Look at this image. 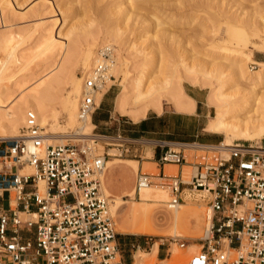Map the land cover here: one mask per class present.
Returning <instances> with one entry per match:
<instances>
[{
  "label": "built area",
  "instance_id": "1",
  "mask_svg": "<svg viewBox=\"0 0 264 264\" xmlns=\"http://www.w3.org/2000/svg\"><path fill=\"white\" fill-rule=\"evenodd\" d=\"M114 53L113 45H105L84 78L81 119L94 118L100 107L97 93L111 77ZM45 140L32 110L22 136L1 139L0 264H126V242L117 230L103 175L108 159L142 157L146 146L159 148V153L153 150L157 171L141 165L133 198L140 199L142 189L158 186L169 193L168 210L180 209L191 194L204 211L197 248L178 264H264V148L221 141L176 148L130 135L120 126L113 135L94 133L76 144ZM102 141L107 149L101 152ZM168 164L177 165V172L169 171ZM174 242L181 249L189 246L181 235Z\"/></svg>",
  "mask_w": 264,
  "mask_h": 264
},
{
  "label": "rangeland",
  "instance_id": "2",
  "mask_svg": "<svg viewBox=\"0 0 264 264\" xmlns=\"http://www.w3.org/2000/svg\"><path fill=\"white\" fill-rule=\"evenodd\" d=\"M83 1L80 0V3L75 4L77 7H80L81 4L89 5L90 3L88 0H86L87 2H85V0ZM168 1L170 0H166L165 3ZM172 1L175 3L173 4ZM172 1L171 3L173 5L170 4L171 6H162V4H159V8L161 6V12L163 11L165 13V21H163L160 25L155 23L150 24L143 21V15L148 14L149 12L151 13L152 8H149V6H143L140 10H138L141 14L140 17L136 20L132 19L125 25H110L101 22V20H99L100 22L95 23V28L100 30H106V28L108 29L109 27L115 28L117 26L118 28L116 27V29H121V31H123L126 41V45L122 50V59L124 60L123 71L119 75V78H114L115 82H111V84L114 85L106 94L105 99L95 112L93 121L94 125L91 128L90 134L86 137L67 136L65 138V142L63 141L64 143L57 138L52 137L56 140L51 139V143H81L89 138L92 133L113 135L116 133L119 126L127 133L124 125L126 124V126H129V121L132 123L134 121L128 116L118 112L116 109V98L125 90L134 88V82L143 71L142 63L146 55L151 59H155L159 65V69L158 71L155 69L146 70L145 78L154 76L160 77L161 79H169L171 80V85L175 89L178 80H180V78H185L183 81L185 92L188 91V93L194 97L204 100V104L202 105L203 107L200 109L201 115L193 116H179L177 113H173V110H175L173 105L168 100H164L163 106L166 110L165 127L163 128L161 126V132L154 134V137L152 136L148 138L156 139L161 136L166 140L188 143L202 141L200 138H196L192 134L196 133L197 130L201 129V127H205L211 117L216 115V108L213 105L209 104V106L206 103V96H209L211 89L209 87H205L203 88L205 90H202L200 89L202 87L192 84L191 77L186 74V71L180 68L179 62L185 59L187 63L193 66L195 71L199 72V76L209 73L208 77H212V75H215L216 73H223L224 76H230L233 62L232 59L229 58L232 54H230L231 52L227 50L228 47L244 51L252 49L253 58L256 61H264V51L258 50L256 47L260 42L264 44V40H262L263 38L259 36L261 35L260 31L263 26L262 19L264 18V0H248L242 7H239V5L236 4V0ZM96 3L94 6L97 8H93L96 12L91 10V13H93L92 15H95L98 7L100 8L103 4ZM32 5H38V7L36 6L34 8ZM229 8L235 10L240 18H243L244 20V26H239L238 29L247 33H253V35L249 36L250 40H248V42L245 43L243 41H239L238 39L230 37L227 33V19L224 15L220 14V11L221 9ZM248 12L255 13L254 20L250 19ZM50 13L51 7L49 0H0V58L4 57V59L10 62L12 57L19 56L20 54L29 56L30 59L27 60L28 62L25 61L26 63L23 62V64H21L22 76L20 77L22 79L32 77L38 78L40 75L47 73L46 78L49 80V87L46 93H49L52 104L57 111L61 113L62 98L70 89V86L67 83L69 73H64L63 71V61L65 60H63V55H65L64 45H66L69 41H63L53 35L55 32V24L51 21L52 15ZM98 14L99 10L96 14L99 17ZM89 15L91 16V14ZM89 15H86L85 18L83 13H79L75 20L77 23L85 22L86 19L90 17ZM165 15H169V17L166 18ZM92 17L94 18V16ZM71 26V23L69 24V22H67L61 28L62 34H66L71 31ZM148 29H153L150 33H148L152 36L151 38L148 36L146 37L145 35ZM246 37L248 38V36ZM59 42L60 44L63 42L64 45H59ZM106 43L114 44L117 49H120V46L117 43H114V41ZM106 43L95 47L93 49V56L96 53V50L100 48L101 45L103 46ZM118 53L120 54V52ZM116 55L115 57H117ZM249 66L255 67V70L259 67L253 62H251ZM73 70H76L79 75H82L84 68L74 66ZM11 73H14V71L11 70ZM14 80L15 79L11 78V76L6 77L2 82L3 87H6L4 90L8 91V88H11V85L13 87ZM207 81L209 83L213 82L217 84L214 79H209ZM243 90L250 91V85L244 86L242 83L236 82L228 84L224 88V93L239 96V91L243 92ZM253 101L255 104L254 108L250 110V114L254 113V115H257L256 117L261 120L264 118V84L258 87ZM26 110L28 111L30 108H27ZM149 112L150 115L156 114L154 111ZM203 113H206V115L204 116ZM100 117L104 118V120L99 121ZM5 119L6 120L2 118L0 119V139L10 138V136L13 135V132L8 127V118L6 117ZM64 120V117L60 115L61 124L65 123ZM95 125H97L96 128ZM23 126V124L19 126V136L17 137L23 135ZM69 131L71 133L64 132V130L58 126L55 133L48 130L47 134L73 135V133H75V129H69ZM225 138L226 136L222 133L221 140H224ZM104 142L105 141L98 143V147L101 152L105 148L107 149V145ZM244 142L249 143L244 140H234V143ZM170 144L176 148L181 146L180 144L175 143ZM254 144L257 147H263L264 136L257 140ZM2 146L3 145L0 140V147ZM154 149L156 148L146 146L144 152L142 153V157L123 156L122 158L110 160L107 163V171L104 181L107 195L111 196L108 189L107 179L108 181L111 179L114 181V185L111 189L116 193H119L121 188L131 187L135 184V169L119 166L117 165L118 163H125L132 167L134 161H137L139 168L140 165H143V167H146L144 169L146 171H157L155 168V161L157 157L153 158ZM156 150L159 153V148ZM190 152H195L197 154L201 153V151L198 150H191ZM147 162L155 164H148ZM166 167L171 172H177L178 170V166L167 165ZM188 170L189 168H185V171ZM130 193L131 195L134 194V190ZM187 197V202L183 203L179 210L181 214V216H179L181 222L177 226L174 225V216H176V214H174L172 210H168L165 207V204L161 202H149L151 204L149 207H152L149 214V221L153 230L157 234H141L135 232L128 233V231L118 230L117 226V230L123 232L121 238L126 242L125 247L128 251L125 256L129 264H135L137 261L138 251L150 253L145 257V259H143V264H178L179 261L188 255V251L184 252L185 250L181 249L177 244H173L174 237L176 235H181L182 239L187 241L189 246L193 245L196 250L198 238L202 236L204 211L203 208L194 203L191 194H188ZM110 198H113V196ZM115 198L119 199L120 202L123 200L120 196ZM155 204L156 206H154ZM139 205H143L145 207L146 204ZM137 206L125 203L121 207L119 219L121 221H137L141 219L142 213ZM154 243H157V245H155V251L153 250L154 248L152 249ZM133 244L135 246H133ZM138 244L141 245L140 249H138ZM158 246L160 248L159 254L157 253Z\"/></svg>",
  "mask_w": 264,
  "mask_h": 264
},
{
  "label": "bare ground",
  "instance_id": "3",
  "mask_svg": "<svg viewBox=\"0 0 264 264\" xmlns=\"http://www.w3.org/2000/svg\"><path fill=\"white\" fill-rule=\"evenodd\" d=\"M79 1L80 0H49V4L51 7L50 14L52 15L51 21L55 24V32L53 35L55 37H58V39H62L63 41H69L66 45H64L63 42H61V44L60 42L58 43L59 45L65 46V55H63V60H65H62L64 66L63 71L64 73H69L67 83L70 86V89L62 98L61 113H59L52 104L49 93H46L49 87V80L46 78L47 73L40 75V77L38 78L32 77L22 79L20 77L22 76L21 64H23V62H28L27 60L30 59L29 56L20 54L19 56L12 57L10 62L4 59V57L0 58V119L2 118L6 120L5 118H8V127L13 132V135H11L10 138L19 136V126L22 124L25 125L24 123L26 122V115L30 110L34 111L37 114L39 123L43 128L44 134L46 135V144H53L50 142V140L56 139L52 137H55L62 143H64L67 136H88L90 134L92 126L94 125L93 117L90 116L86 119H81L79 117V103L83 94L84 78L90 73L91 69L98 62L100 50L105 45H113L115 53L109 67V74L111 77L108 80L107 85L97 93V99L102 103L105 95L110 90L111 85H113L111 84V82H115L114 78H119V75L123 71L124 60L122 59V50L126 45L123 31H121V29H116L117 26L115 28L109 27L108 29L106 28V30H100L95 28V23L100 22L99 20H101V22L110 25H125L132 19L136 20L138 17H140L141 14L138 10H140L143 6H149V8H152L151 13L148 11V14L143 15V21H146L150 24L155 23L157 25H160L161 23H163V21H165V13L163 11L161 12V6L159 8V4H162V6H167L175 3L172 0L166 2L167 4L165 3L166 0H88V2H90L89 5L81 4L80 6L78 4L81 7L80 8L75 4L80 3ZM246 1L248 0H236L235 2L239 5V7H242ZM85 2L87 1L85 0ZM95 3H103L102 6L100 5L102 8L98 7L99 17L96 15L98 13L97 9V13L95 15H92L93 13H91V10L93 12H96L93 9L95 7ZM33 6L34 5H32V7ZM36 6L38 7V5ZM36 6H34V8ZM234 11L235 10L231 8L221 9L220 14L224 15V17L227 19V33L229 34V36L246 43L248 42V40H250L249 36L253 35V33H247L241 29H238L239 26H244V20L243 18H240L236 11ZM79 13H83L85 18L86 15L91 14V16L89 15L90 17L87 18L86 21L84 20L85 22H81L80 20L81 23H77L75 19ZM249 15L250 19L254 20L255 13L251 12L249 13ZM92 16H94V18ZM165 17L167 18L169 17V15H165ZM262 21L263 26L260 31L261 35L259 36L263 38L262 40H264V18L262 19ZM67 22H69V24L71 23L72 29L66 34H62L61 28ZM152 30L153 29H148L146 31V37H152L150 34H148ZM246 36H248V38ZM113 41L120 46V49H117L114 44L106 43ZM103 43L106 44H104L103 46L101 45V47L99 46L100 48L96 50V53L93 56V49ZM256 47L258 50H264V44L261 42ZM227 50L231 52L230 54L232 55L229 58H231L233 62L230 76H224L223 73H216L215 75H212V77H208L209 73H206L203 76H199V72L195 71L193 69V66L187 63L185 59L179 62V66L181 69L186 71V74L188 76L191 77L192 84L198 85L202 88L209 87L211 89L208 96V103L216 108V115L212 116L209 120L207 130L210 132L223 133L226 136V138L221 141L223 145L232 146L235 144H240L234 143L235 139H239L247 141L251 145L256 146L254 143L264 136V118L261 120L258 119L256 117L257 115H254V113L250 114V110L254 108L255 103L253 100L258 87L264 84V61H256L253 58L252 49H249V51H244L228 47ZM118 52H120V54ZM115 55L117 57H115ZM251 62L257 64L259 66L258 69L255 70V67H250L249 64ZM142 65L143 71L134 82V88H126L127 90L119 94L116 98V109L119 113L128 116L133 121H139L140 119L145 118L149 110L161 113L163 110L164 100H168L178 111L188 113L194 112V108L196 106L195 100L188 96L184 90L183 81L185 78H180V80H178L175 89L171 85V80L169 79H161L160 77L154 76L145 78L146 70L155 69L156 71H158L159 65L155 61V59H151L146 55ZM74 66L83 67V74L79 75L76 70H73ZM11 70H13L14 73H11ZM8 76H11V78H14L15 80L13 82V87L11 85V88H8L7 91L4 90L6 87H3L2 82ZM209 79H214L217 84L213 82L209 83L207 81ZM236 82L242 83L244 86L250 85V91L243 90V92L241 91L242 93L239 91V96H234L233 94H225L224 88L228 84ZM27 108H30V110L27 111ZM60 115H62L65 119L64 124L60 123ZM58 126H60V128H62L64 132L68 133H71L69 129H75V133H73V135L47 134L48 130H51L53 133H55ZM93 134L94 133H92L90 137ZM54 144L56 145V142ZM186 145L191 146L190 144ZM258 148H264V146ZM117 158L122 157H111L107 160V163L110 160ZM132 165L136 169H138L139 167L137 161H134ZM185 168L189 167L185 166L184 169ZM105 175L106 172L103 175V189L105 194L107 195L104 185ZM40 185L41 189L43 190V183H41ZM153 188L158 189L159 191ZM133 195L134 194L131 195L132 199L126 198V200H137L133 198ZM140 199L144 201L154 202L161 201V203L165 204V201L169 199V193L161 187L152 186L146 189H142ZM118 203V200L112 202L113 211L115 210ZM145 204L146 208L148 209L149 204L147 202ZM179 210L180 209L173 211H177L176 226L181 222L179 218V216H181ZM137 232L146 233L149 232V230L146 229V227H143ZM173 244L176 243L173 242ZM155 247L156 246H154V249L152 248L154 251L156 250ZM183 250H185L184 252L188 251L189 255L195 250V247L193 245H190ZM149 254L150 253L148 252L146 253L144 251H138L137 261L135 264H143V259H145V257Z\"/></svg>",
  "mask_w": 264,
  "mask_h": 264
},
{
  "label": "crops",
  "instance_id": "4",
  "mask_svg": "<svg viewBox=\"0 0 264 264\" xmlns=\"http://www.w3.org/2000/svg\"><path fill=\"white\" fill-rule=\"evenodd\" d=\"M264 51V50H261ZM193 86V85H192ZM196 87V86H195ZM202 90H205L203 88H200ZM186 94L188 96H190L191 98H193L195 100V108H194V112L188 113V112H181L176 110H173V113H177L179 116H193V115H201L200 113V109L203 107L202 105L204 104V100L200 99V98H196L193 95L189 94L188 91L186 92ZM106 97V95H105ZM104 97V99H105ZM103 99V100H104ZM206 103L207 105H209L208 103V95L206 96ZM210 106V105H209ZM212 107V106H211ZM149 111H153V110H149ZM147 112L145 118L140 119L139 121H134L133 123L129 121L130 125L126 126V124L124 125L125 130L127 131L128 134L133 135V136H146V137H154L156 133L161 132L160 128L161 126L164 128L165 124H166V110L164 109L163 106V110L161 113L156 112V114L154 115H150V112ZM204 116L206 115V113H203ZM212 116V115H211ZM210 116V117H211ZM104 120V118L100 117L99 121ZM94 121V118H93ZM209 121L207 122V124L205 125V127H201V129L197 130L196 133H193L192 135L196 138H200L202 141V143H212V144H216L221 140V135L222 133H216V132H210L207 130V126H208ZM97 127V125H95ZM129 130V131H128ZM206 139H210V140H206ZM156 140H160V141H166L168 143H175V144H182V143H188V142H182V141H172V140H166L164 138H162L161 136H159L158 138H156ZM198 142V141H197ZM139 161V160H138ZM148 164H155V163H149ZM117 165L119 166H125V167H130L135 169L134 171V175H136V172L139 170L136 169L133 165L132 167L125 164V163H118ZM141 166V165H140ZM146 167H144L145 169ZM107 184H108V189L111 193V196H113V198H111V201H116L119 199H116L115 197H122L124 198L125 195H129L131 194L130 192L132 190H134V185L131 187H124L121 188L119 190V193L114 192L111 187L114 185V181L111 179L108 181L107 179ZM108 191V190H107ZM148 203L149 205H151L149 202H154V201H144L142 199H137V200H125L123 199L121 202L119 201L118 205L116 206L115 210H114V214L116 216V221H117V226H118V230L120 231H128V233L131 232H135V233H139L137 232L139 229L146 227V229L149 230V232L146 233H141V234H157L152 226L150 225V221H149V214L150 211L152 209V207H149L148 209L146 208V206L144 207L143 205H139V204H145ZM157 202H161V201H157ZM125 203H129L132 204L134 206H137L141 213H142V218L137 220V221H128V220H120V211H121V207L125 204ZM156 206V204L154 205ZM174 214H176V216H174V225L176 226L177 224V211L174 212ZM151 231V232H150ZM157 245V243L154 244V246ZM160 245V243H159ZM154 246L152 248H154ZM159 246H158V254H159ZM125 261L126 264H129L126 256H125ZM136 263V262H135Z\"/></svg>",
  "mask_w": 264,
  "mask_h": 264
}]
</instances>
